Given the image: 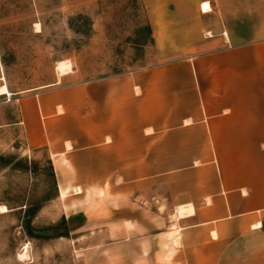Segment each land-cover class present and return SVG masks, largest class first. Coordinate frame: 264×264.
<instances>
[{
  "label": "rangeland",
  "instance_id": "1",
  "mask_svg": "<svg viewBox=\"0 0 264 264\" xmlns=\"http://www.w3.org/2000/svg\"><path fill=\"white\" fill-rule=\"evenodd\" d=\"M154 7L148 0H0V86L7 85L12 93L0 96V264H119L115 253L128 257L122 264L209 263L180 259L174 207L164 211L157 205L149 207L152 212L143 223L149 228L154 224V254L149 261L130 259L128 236L146 231L145 227L132 231L125 221L131 201L139 198L147 214V189L170 187L175 197L185 195L188 187L182 188L181 182L188 180H180L178 161L195 151L183 149L181 157L178 148H171L170 178H145L157 174L162 164L145 163L148 148L141 133L132 130V80L138 72L182 59L179 53L158 52L154 46L149 19ZM230 25L235 31L249 30L251 38H264V3L236 5ZM67 60L75 69L60 75L57 65ZM99 83L122 91V133L117 137L123 147L115 150L123 153L117 173L122 178H85L93 175L87 172L93 157L81 153L57 156V161L63 159L58 178L56 147L70 140L77 148L74 152L81 149L84 109L106 107L83 100L84 87L89 92L88 85ZM134 93L140 90L135 88ZM47 106L54 112L47 114ZM66 148L72 146L66 143ZM161 155L162 149L156 148L154 156ZM102 166L95 164V171ZM61 185L82 192L71 189L62 200ZM3 207L9 211L3 213ZM116 218L121 225L116 226ZM25 246L28 257L20 259Z\"/></svg>",
  "mask_w": 264,
  "mask_h": 264
},
{
  "label": "crops",
  "instance_id": "2",
  "mask_svg": "<svg viewBox=\"0 0 264 264\" xmlns=\"http://www.w3.org/2000/svg\"><path fill=\"white\" fill-rule=\"evenodd\" d=\"M206 2L211 5L207 13L202 11ZM150 3L155 6L149 12L154 46L158 52L179 53L182 59L138 72L132 80V130L141 133L148 148L145 163L162 164L157 174L154 171L145 178H170L171 148H178L181 157L183 149L195 151L189 159L178 161L182 165L180 180H188L181 182L182 188L184 184L188 187L185 195L175 197L170 187L147 189V214L139 198L131 201L133 207L125 221L131 223L132 231L144 227L146 231L128 236L133 251L130 259L149 261L154 254V224L150 228L143 224L152 212L149 207L162 206L164 211L174 207L176 213V208L191 206L193 213L177 219L181 260L264 264V38H251L249 30L235 31L230 25L236 5L264 0H148ZM87 87L85 103L106 107L84 109L82 148L74 152L77 148L70 140L58 145L55 165L57 156L73 158L81 153L93 157V167L87 171L93 175L85 178H122L117 173L122 170L123 153H115L123 147L117 137L122 133V91L108 83ZM135 88L140 93H134ZM45 109L47 114L55 110ZM50 127L53 133V119ZM66 143L72 146L70 150ZM156 148L162 149L161 156H154ZM97 163L103 166L95 171ZM61 168L55 171L58 178ZM115 223L122 224L118 218ZM115 255L119 264L128 259L126 254Z\"/></svg>",
  "mask_w": 264,
  "mask_h": 264
},
{
  "label": "bare ground",
  "instance_id": "3",
  "mask_svg": "<svg viewBox=\"0 0 264 264\" xmlns=\"http://www.w3.org/2000/svg\"><path fill=\"white\" fill-rule=\"evenodd\" d=\"M57 69L59 71L60 75H68L70 73L73 72V70L75 69V63L72 62L71 60H67V61H62L60 63H58L57 65ZM60 82V80H59ZM58 84V83H57ZM0 96H12V93L10 92V90L8 89L7 85H3L0 86ZM68 146V145H67ZM70 146V145H69ZM71 147V146H70ZM55 158V156H53ZM60 161H57V167L58 169L61 168L60 165ZM75 190L77 193H81L82 189L79 187H73V186H60V198L62 200H66L69 197L70 191ZM100 194H104V192H101ZM91 199V198H90ZM89 199V200H90ZM88 200V201H89ZM67 208V206H66ZM9 210L6 207L2 208V212L3 213H7ZM193 213V209L191 206L189 207H185V206H181L177 209L174 217L176 219H180L185 217L187 214ZM178 225V224H177ZM176 226V225H175ZM175 229V228H174ZM180 231V229L176 228L175 232L178 233ZM175 232L171 231L168 233L169 237L171 236V238L173 237V235H175ZM177 236V235H176ZM179 236V235H178ZM180 237V236H179ZM170 238V239H171ZM176 239V238H175ZM174 241V240H173ZM177 243V240L175 241V244ZM169 245V244H168ZM166 245V246H168ZM28 252H29V247L25 246L23 249V252L19 254L20 259H26L28 257ZM166 258V257H165Z\"/></svg>",
  "mask_w": 264,
  "mask_h": 264
},
{
  "label": "built area",
  "instance_id": "4",
  "mask_svg": "<svg viewBox=\"0 0 264 264\" xmlns=\"http://www.w3.org/2000/svg\"><path fill=\"white\" fill-rule=\"evenodd\" d=\"M202 11L203 12H210L211 11V5L209 2H206L203 6H202Z\"/></svg>",
  "mask_w": 264,
  "mask_h": 264
}]
</instances>
